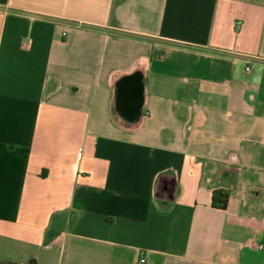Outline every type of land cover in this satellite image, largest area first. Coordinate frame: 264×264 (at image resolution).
Returning <instances> with one entry per match:
<instances>
[{"label":"crops","instance_id":"crops-1","mask_svg":"<svg viewBox=\"0 0 264 264\" xmlns=\"http://www.w3.org/2000/svg\"><path fill=\"white\" fill-rule=\"evenodd\" d=\"M260 244L264 0H0V264H264Z\"/></svg>","mask_w":264,"mask_h":264},{"label":"trees","instance_id":"trees-1","mask_svg":"<svg viewBox=\"0 0 264 264\" xmlns=\"http://www.w3.org/2000/svg\"><path fill=\"white\" fill-rule=\"evenodd\" d=\"M229 194L223 190H217L213 193L212 206L216 209L224 210L228 207Z\"/></svg>","mask_w":264,"mask_h":264},{"label":"water","instance_id":"water-1","mask_svg":"<svg viewBox=\"0 0 264 264\" xmlns=\"http://www.w3.org/2000/svg\"><path fill=\"white\" fill-rule=\"evenodd\" d=\"M139 80V73L132 77V79H126L122 81V85L125 87L130 86V84H134L135 89H137V81ZM134 113V112H133ZM135 114V113H134Z\"/></svg>","mask_w":264,"mask_h":264},{"label":"built area","instance_id":"built-area-1","mask_svg":"<svg viewBox=\"0 0 264 264\" xmlns=\"http://www.w3.org/2000/svg\"><path fill=\"white\" fill-rule=\"evenodd\" d=\"M247 70H250V68H247ZM258 248L264 250V245L260 244L258 245ZM146 263H147V260L145 258H140L138 262V264H146Z\"/></svg>","mask_w":264,"mask_h":264}]
</instances>
